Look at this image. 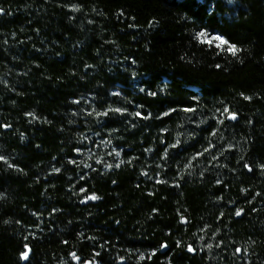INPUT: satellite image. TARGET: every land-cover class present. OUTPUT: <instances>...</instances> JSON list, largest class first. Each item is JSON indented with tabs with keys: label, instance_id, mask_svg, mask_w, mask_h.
Returning a JSON list of instances; mask_svg holds the SVG:
<instances>
[{
	"label": "trees",
	"instance_id": "1",
	"mask_svg": "<svg viewBox=\"0 0 264 264\" xmlns=\"http://www.w3.org/2000/svg\"><path fill=\"white\" fill-rule=\"evenodd\" d=\"M0 157V264H264V0H0Z\"/></svg>",
	"mask_w": 264,
	"mask_h": 264
},
{
	"label": "snow or ice",
	"instance_id": "2",
	"mask_svg": "<svg viewBox=\"0 0 264 264\" xmlns=\"http://www.w3.org/2000/svg\"><path fill=\"white\" fill-rule=\"evenodd\" d=\"M198 39H200L202 43H207L209 45L215 43L216 47L221 48V49H223L224 46L227 45V50L231 52L233 55H235L239 51V49L235 45L229 44V42L220 35H214V36H211V38H209V33L207 31H201L200 33H198ZM117 111L119 110L117 109ZM137 115H139V113H137ZM231 118L235 119L236 117L235 115H233ZM0 159H3V158L0 157ZM88 199L96 200L98 199V197H96L95 195H92V196H89ZM240 214H241L240 212L236 213V215H240ZM189 251H192V249L190 248ZM237 251H239V249H237ZM27 257H28V253L25 252L23 254V258L27 259ZM73 258L78 259V257L75 256V254H73Z\"/></svg>",
	"mask_w": 264,
	"mask_h": 264
},
{
	"label": "water",
	"instance_id": "3",
	"mask_svg": "<svg viewBox=\"0 0 264 264\" xmlns=\"http://www.w3.org/2000/svg\"><path fill=\"white\" fill-rule=\"evenodd\" d=\"M234 114H232L231 116H230V120L231 121H236L237 119H238V117L235 115V119H232L231 117L233 116ZM241 214L240 215H238L237 217H240L243 213L242 212H240ZM184 223L186 224L187 223V221L186 220H184ZM165 250H166V248H164L163 249V252H165ZM26 252L28 253V257H27V259H24L23 258V261H24V263H26V262H28L29 261V259H30V256H31V248L29 247V246H27L26 247ZM75 254V253H74ZM239 254H241V249H239ZM74 261L77 263V264H95L92 260H87V261H85V262H83L82 261V258H80V257H78V259H74Z\"/></svg>",
	"mask_w": 264,
	"mask_h": 264
},
{
	"label": "rangeland",
	"instance_id": "4",
	"mask_svg": "<svg viewBox=\"0 0 264 264\" xmlns=\"http://www.w3.org/2000/svg\"><path fill=\"white\" fill-rule=\"evenodd\" d=\"M96 264H99V263H96Z\"/></svg>",
	"mask_w": 264,
	"mask_h": 264
}]
</instances>
